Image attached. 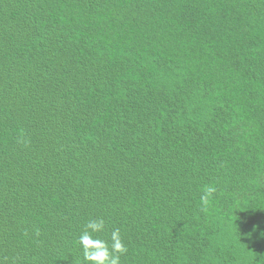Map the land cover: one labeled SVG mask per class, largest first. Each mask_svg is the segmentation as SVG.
Instances as JSON below:
<instances>
[{
    "label": "trees",
    "instance_id": "1",
    "mask_svg": "<svg viewBox=\"0 0 264 264\" xmlns=\"http://www.w3.org/2000/svg\"><path fill=\"white\" fill-rule=\"evenodd\" d=\"M99 218L121 264H264V0H0V264Z\"/></svg>",
    "mask_w": 264,
    "mask_h": 264
},
{
    "label": "clouds",
    "instance_id": "2",
    "mask_svg": "<svg viewBox=\"0 0 264 264\" xmlns=\"http://www.w3.org/2000/svg\"><path fill=\"white\" fill-rule=\"evenodd\" d=\"M201 199L207 204L206 196ZM105 228L103 218L90 219L79 234L76 244L82 249L83 260L87 264H121V256L127 253L120 229L111 232L109 241L100 235Z\"/></svg>",
    "mask_w": 264,
    "mask_h": 264
}]
</instances>
